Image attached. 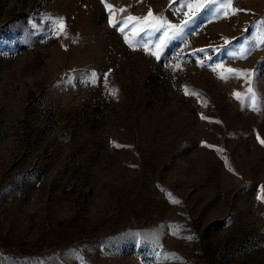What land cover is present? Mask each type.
Instances as JSON below:
<instances>
[{
  "label": "rangeland",
  "instance_id": "obj_1",
  "mask_svg": "<svg viewBox=\"0 0 264 264\" xmlns=\"http://www.w3.org/2000/svg\"><path fill=\"white\" fill-rule=\"evenodd\" d=\"M227 2L0 0V264H264V0Z\"/></svg>",
  "mask_w": 264,
  "mask_h": 264
},
{
  "label": "snow or ice",
  "instance_id": "obj_2",
  "mask_svg": "<svg viewBox=\"0 0 264 264\" xmlns=\"http://www.w3.org/2000/svg\"><path fill=\"white\" fill-rule=\"evenodd\" d=\"M106 6H107V5H106ZM107 7H110V6H107ZM190 7H191V6H190ZM222 7L231 10L233 13H234L235 11H237V10H235V9H231V0H228V2H227L226 4L222 5ZM228 14H229L228 11H225V15L227 16ZM148 15H149V17H151V15H152L151 11H149ZM128 19H129V20H133V19H135V18H133V17H129ZM109 23H112V21H109ZM58 24H60V26H61V30H63V22H62V21H58ZM121 30H122V29H121ZM226 43H227V41H226ZM227 71L231 73V72H233L234 70H233V69H228ZM186 94H188L187 91H186ZM201 118L203 119L204 117H201ZM260 143H261V144H264V140H260ZM117 146H118V145H117ZM173 202L178 203V201H173Z\"/></svg>",
  "mask_w": 264,
  "mask_h": 264
}]
</instances>
